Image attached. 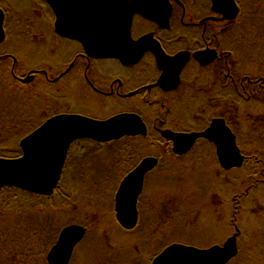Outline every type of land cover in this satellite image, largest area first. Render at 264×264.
<instances>
[{"label": "rangeland", "instance_id": "374dc122", "mask_svg": "<svg viewBox=\"0 0 264 264\" xmlns=\"http://www.w3.org/2000/svg\"><path fill=\"white\" fill-rule=\"evenodd\" d=\"M189 1L193 3V0ZM207 1L197 0V3L204 9ZM237 1L243 6L242 19L238 20L240 24L246 25L249 16L259 14V10L261 14L253 18L254 22L258 24V20H264V0ZM34 4L31 0H0V5L9 12L6 24L10 36L17 29L14 22H25ZM25 28L26 25L18 27L17 33H24L20 41L25 39ZM255 37L256 33H252L250 41L253 42ZM247 39L245 45L250 44ZM20 41L11 37L0 50L7 49L11 52L12 49L19 52L17 54L21 60L27 61L33 56L32 52H29L30 48L26 43ZM263 51L264 47L259 51L262 62ZM38 55L42 57L41 51ZM5 75V71L4 74L0 73V119L6 121L13 109L12 115L21 117L19 120L22 122L19 123V128L14 127L18 128L16 133L9 131L7 134L6 122L1 120L0 155L6 153L10 156L8 159H15L12 157L25 138L24 134L34 128L32 123L27 122L28 112L32 108L29 103L32 101L29 100L26 89ZM40 103H43L42 99ZM34 106L40 108L37 103ZM73 108L106 118L129 108V105L120 106L115 103L105 110L96 107ZM238 114L243 115L240 116L242 118L249 116L256 118L255 120H264V108L258 104L242 106ZM42 117L43 114L37 113V120ZM230 121L234 131L243 138V145L254 146L250 137L248 138L251 134L249 126L245 122H236L234 116H231ZM190 126L187 123V127L191 128ZM141 143L132 140L105 144L85 141L73 145L63 170L61 194L51 200L42 199L17 187L0 189V235H11L12 239H17L19 244L23 243V247L27 248L31 245L26 242V237L18 239L19 235L33 237L36 235L34 230L40 228L41 235H48L52 248L58 238L55 236L60 235L65 226L81 225L87 229V234L76 248L70 264H92L99 253L117 249L118 252L122 250V253L133 256L132 260L136 264H152L158 251L171 244L208 249L215 245L222 246L227 238L239 230L238 247L243 250L240 254L254 256L253 247L257 245V236L264 230V187L260 186L256 190L252 188L249 197L242 196L248 185L245 180L251 178L252 173L248 164L241 169L224 171L218 163L215 149L207 147L204 140H200L189 156L178 162L172 159L171 154H166L164 146ZM159 154L164 156L163 162L160 161L157 169L146 178L143 194L138 201V224L133 230L127 231L118 223L114 213L120 181L131 165H137L138 159ZM80 163L82 166L75 169V164ZM259 177L256 174L252 178L257 181L260 180ZM263 180L261 179L262 182ZM51 202L54 203L53 210L48 211ZM45 217L49 219L47 223L44 222ZM51 248L47 252L42 249L46 252V257ZM5 250L8 256L0 255V264H16L23 258L17 250ZM10 251H16L14 253L18 255L12 256ZM18 251L21 252L20 249Z\"/></svg>", "mask_w": 264, "mask_h": 264}, {"label": "flooded vegetation", "instance_id": "af4514ba", "mask_svg": "<svg viewBox=\"0 0 264 264\" xmlns=\"http://www.w3.org/2000/svg\"><path fill=\"white\" fill-rule=\"evenodd\" d=\"M31 1L35 4L26 18L27 23L15 21L14 26L17 29L12 36L7 32L8 9L0 5L5 15V39L0 43V47L11 37L17 42L20 38L23 39L24 33L20 35L17 30L18 27L26 25L25 39L20 42L26 43L33 55L28 62L21 60L17 54L19 52L12 49L11 52L7 49L0 50V73L4 74L5 71L16 84L27 90L29 100L33 102L29 103L32 108L28 112L27 122L32 123L35 129L60 115H79L106 121L119 114L134 113L143 119L148 134L128 139H146L145 142L150 145L164 146L168 153H172V157L174 155L184 159L202 139L195 143L190 152L180 156L174 153L172 143L163 136L164 131L196 132L187 127V123L193 127L201 118L202 112L212 107L222 111L221 117L215 118L224 119L227 125L231 116L241 124L250 120L251 117L246 116L243 120L240 117L243 115L238 114L242 106L258 104L264 108V62L259 56V51L264 47V35H261V38L257 35L252 45H245L243 36L246 25L238 21L242 19L243 6L237 0L235 1L240 13L234 21L207 20L218 17L212 13L211 0L207 1L204 9H201L197 0H193L194 4L189 0H165L152 18L141 14L134 15L130 37L135 43L142 42L139 50H142L143 54L135 62L127 64L118 59H102L88 55L78 41L56 33L54 12L44 0ZM169 6L171 15L167 22L162 15L165 16L169 11ZM40 51L42 57L38 55ZM196 54H200V59L195 58ZM179 55L189 56L182 68L180 60L175 63L173 61V58ZM159 56H166L169 60L164 62L163 67L158 63ZM177 74L179 84L173 87ZM41 99L43 103H40ZM35 103L40 106L39 109L34 106ZM115 103L120 106L129 105V108L106 118L73 108L80 106L105 110ZM196 103L200 112L197 116L191 114ZM13 112L11 109L6 121L14 123L19 120L12 115ZM37 113L43 114L42 119L37 120ZM257 120H260V123L264 121L263 118ZM20 121L22 120L18 123ZM233 132L234 135L238 134ZM149 134L151 135L147 138ZM258 138L260 140L261 137ZM237 139L236 135V141ZM85 141L91 140H78L72 146ZM206 143L207 147L215 149L216 154V147L208 141ZM151 157L157 158L160 163L159 157ZM248 161L249 158L245 156L242 167L248 164ZM80 165L81 163L75 164V169ZM137 165H134L132 170ZM155 169L146 175L145 180ZM132 170L127 171L125 176ZM140 199L141 197L139 201Z\"/></svg>", "mask_w": 264, "mask_h": 264}, {"label": "water", "instance_id": "95a60500", "mask_svg": "<svg viewBox=\"0 0 264 264\" xmlns=\"http://www.w3.org/2000/svg\"><path fill=\"white\" fill-rule=\"evenodd\" d=\"M55 15L58 35L82 44L85 52L95 58L118 59L124 64L135 62L143 54L131 36L134 15L155 16L165 0H44ZM214 16L207 20L234 21L240 8L235 0H211ZM162 15L169 22L171 7ZM160 15V14H159ZM161 16V15H160ZM159 16V17H160ZM4 11L0 8V43L5 39ZM164 55V54H163ZM180 60L182 68L188 55ZM159 56L160 66L169 60ZM195 58L200 59V54ZM214 58V56H213ZM212 58V59H213ZM211 59V60H212ZM206 62V61H205ZM181 71V69H180ZM166 77V76H165ZM179 84L178 74L175 76ZM148 129L143 119L134 113H123L105 120L79 115H60L49 119L20 142L22 155L17 159L0 158V188L17 187L38 196L52 195L60 182L62 170L71 144L90 139L109 143L125 137L146 136ZM163 136L173 145L177 155H185L195 143L204 139L216 147L220 167L225 171L239 169L244 164L236 135L222 118H215L204 131L176 133L164 131ZM158 159L146 157L121 181L115 196L116 219L125 230H133L139 221L138 202L146 175L158 166ZM239 230L221 245L208 249L184 244H171L156 256L152 264H229L239 253ZM86 236L82 226L64 228L47 255L48 264H70L75 248Z\"/></svg>", "mask_w": 264, "mask_h": 264}, {"label": "trees", "instance_id": "16d2710c", "mask_svg": "<svg viewBox=\"0 0 264 264\" xmlns=\"http://www.w3.org/2000/svg\"><path fill=\"white\" fill-rule=\"evenodd\" d=\"M262 6H264V5H262ZM257 7H258V5H257ZM257 14L258 13L249 16V19L246 20V22L248 24L246 23V28L244 29L245 31H244V36L243 37H244V40H246L247 38L249 39V40L247 39L249 41V43H250L248 45H252V41H250L252 33H256L255 39H257V35L259 36V38L262 37L261 35H264V20H260V21L258 20V24H257V22H254L253 18L254 17L256 18ZM260 14H261V12L259 10V14L258 15H260ZM200 97L204 98L203 96H200ZM195 98L197 100H199L197 96ZM193 106L194 107H192L191 114L194 113L195 116L199 115L200 112L197 110L198 109L197 103L195 105H193ZM220 114H222V111L221 110L218 111L217 109L215 110V109H213V107L210 108L209 110H204L202 112V115H200L201 118L195 122L193 127L191 126V129H193L195 131H200V130L205 129L209 125V122L211 121V119H213L215 117H219V116L221 117ZM20 118L21 117H18V119H20ZM244 118L245 117H243V120H244ZM1 120L5 121L2 118V119H0V123H2ZM5 122H6V126H7L6 127L7 130H5V132L7 134L9 133V131H12V132L14 131L16 133V130H18L19 126H21V125H19L18 120L14 121V123L11 122V121H5ZM21 122L22 121H20V124H21ZM231 124L232 123L229 120L228 121V125H230L231 129H233L234 126H232ZM245 124H247L249 126L248 128H249L251 134L248 136V138L250 137V140H251L250 142H251V144H254V146L250 147L247 144L244 146L243 142H242L243 138H241L239 133L236 134V135H237V138H238L237 139V144H238L239 148L241 149V152L243 153V155H245V156H247L249 158L248 166H249L250 170L252 171V173L250 175L251 178L249 177L248 179L245 180V184H248V185H247V189H246L244 195H242L243 197H245L246 195H248V197H249V195H250L249 193H250V190L252 188L254 190H256V188H258L260 186L264 187V180H263V182L261 181V179H264V139H263L264 138V121L260 123V120H253V119L250 118V120H248L247 123H245ZM15 126H17L18 128L17 129L14 128ZM34 129L35 128H33V129L30 128V130L27 133L24 134L25 137L28 134H30ZM233 131H234V129H233ZM2 132H4V131H2ZM150 135L151 134H149L147 136V138H149ZM258 137H261L260 140H259ZM122 140H128V141L132 140V141L142 142L141 144H144L146 139H143V138H138V139L124 138ZM122 140H119V141H122ZM89 142L96 143L94 141H89ZM113 143H117V141L113 142ZM246 148H248L249 150H247ZM15 154L16 155L14 157H12V158L20 157L19 156V155H21L20 147L17 148V152ZM166 154L167 155L168 154L172 155L171 152L168 153L167 151H166ZM4 157L5 158H9L10 156H8V154H6V153H3V154L0 155V158H4ZM157 157H159V159H160V161L162 163L163 162L162 158H164V156L162 154H159V155H157ZM172 159L174 161H176V162L182 160L181 158L176 157L174 155H173ZM138 160H139V162L141 161L140 159H138ZM84 161L86 162L87 160H84ZM81 166L82 165H80V167ZM133 167H134V165H131L128 168V171L132 170ZM256 174L260 176L259 177L260 182H257L258 180L256 181V178H252L253 176L255 177ZM62 179H63V174L61 176V181L57 185V188L54 191L53 195H51L50 197L40 196V198H42V199L49 198L51 200L54 197L59 196V194H61V192H60L61 185L60 184L62 183ZM74 180L76 181V179H74ZM76 182L78 183L79 181H76ZM257 184H258V186L256 187ZM9 188H14V187H3V188H0V189H9ZM58 198L61 200V197H58ZM53 204L54 203L51 202L50 205H48L49 206L48 207L49 208L48 211L53 210V206H52ZM67 204H69V202ZM40 206H41V204H40ZM42 207H44V206L42 205ZM57 212L59 213L58 210H57ZM47 219L48 218L45 217V219H44L45 221L44 222L47 223ZM34 232H35L36 235H33V237H31L29 235H19L18 239L22 240V238L24 239L26 237V242L31 245L30 247H27V248L23 247L24 246L23 243L19 244L17 239H15V240L12 239L11 235H0V255H1V257L8 256V254L6 253L5 249H7V250L8 249L9 250H17V252L19 253V256H21V258L22 257L23 258L20 260V262H17L16 264H47V261H46L45 257H46L47 249L49 247L51 248V243H50L51 240L48 238V235H41V233H40L41 229L40 228H36L34 230ZM42 234H43V232H42ZM57 236H55V237H57ZM56 240H57V238H56ZM256 242H257V245H255L253 247L254 250H255L254 256L253 255H248L247 253H246L245 256L241 255L240 252L242 253L243 250L240 249V246H239V253H238L237 257H235L229 264H264V230L262 231L261 235L257 236ZM3 247H6V248H3ZM166 247H164L162 250L160 249L155 256H157L162 251H164V249ZM10 248H15V249H10ZM19 249L21 250V252L18 251ZM42 249H46V252H43ZM120 251L121 252H118V249H117V250H112V251L106 252V253H99L95 257V259H94L92 264H136V262L132 260L133 256H130V255H128L125 252L122 253V250H120ZM10 252L12 253L11 254L12 256L13 255H18L17 253H14L16 251H10ZM4 263H5V261H4Z\"/></svg>", "mask_w": 264, "mask_h": 264}]
</instances>
